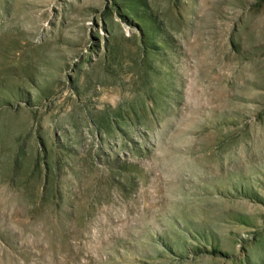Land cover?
Wrapping results in <instances>:
<instances>
[{
  "label": "rangeland",
  "instance_id": "obj_1",
  "mask_svg": "<svg viewBox=\"0 0 264 264\" xmlns=\"http://www.w3.org/2000/svg\"><path fill=\"white\" fill-rule=\"evenodd\" d=\"M0 264H264V0H0Z\"/></svg>",
  "mask_w": 264,
  "mask_h": 264
}]
</instances>
